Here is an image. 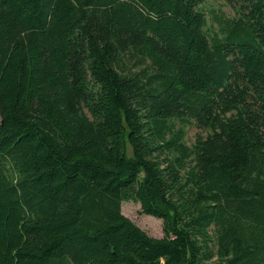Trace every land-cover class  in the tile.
I'll return each instance as SVG.
<instances>
[{
  "label": "trees",
  "instance_id": "obj_1",
  "mask_svg": "<svg viewBox=\"0 0 264 264\" xmlns=\"http://www.w3.org/2000/svg\"><path fill=\"white\" fill-rule=\"evenodd\" d=\"M205 1L0 0V264H264V0Z\"/></svg>",
  "mask_w": 264,
  "mask_h": 264
},
{
  "label": "rangeland",
  "instance_id": "obj_2",
  "mask_svg": "<svg viewBox=\"0 0 264 264\" xmlns=\"http://www.w3.org/2000/svg\"><path fill=\"white\" fill-rule=\"evenodd\" d=\"M201 7L207 12L210 22L217 16H234L233 7L226 0H206ZM214 26V25H212ZM201 133L207 135L209 130L198 128L194 123L187 126L186 140L192 143L196 135ZM123 212L131 217L137 224L143 227L151 235L161 237L164 235L163 219L149 215L142 210L140 202L124 201L122 204Z\"/></svg>",
  "mask_w": 264,
  "mask_h": 264
}]
</instances>
